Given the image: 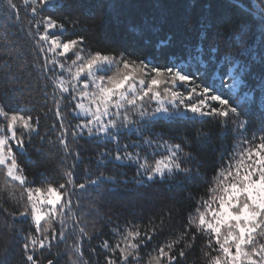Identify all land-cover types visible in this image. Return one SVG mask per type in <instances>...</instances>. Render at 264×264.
Instances as JSON below:
<instances>
[{
	"label": "snow or ice",
	"instance_id": "obj_1",
	"mask_svg": "<svg viewBox=\"0 0 264 264\" xmlns=\"http://www.w3.org/2000/svg\"><path fill=\"white\" fill-rule=\"evenodd\" d=\"M22 3L25 11L31 13L29 24L35 27L34 34L31 27L29 32L39 37L38 51L44 54L40 65L45 77L41 86L44 115L51 113L59 123L58 128L56 123L51 125L54 137L47 133L40 136L39 115L15 111L6 101L0 102V171L20 187L19 196L15 191L9 192L21 210L8 213L11 216L8 230L21 242L23 264H42V250L51 253L53 248L57 252L44 264H59L57 257L68 255L75 257L70 264H89L82 251L84 239L89 241L93 254L97 249L91 246L92 235L81 226L73 211L74 203L79 207L81 197H94L105 187L127 188L131 184L144 189L156 183L172 184L180 180L207 185V198L189 197L195 205L182 229L157 244L153 238L157 230H163L164 217L159 223L150 218L143 227L133 221L125 222L123 227L117 225L111 229V243L109 239L100 241L104 264H178L198 238L204 245L201 251L205 264H264V111L256 121L255 101L250 92L244 96L232 95L257 74L264 93V0H249L250 18L242 19L230 31L233 41L239 37L244 43L247 37L248 42L237 48L235 55L229 52V60L220 69L218 80L212 60L213 53L217 58L220 53L218 42H214L219 35L216 21L206 19L202 23V44L187 52L186 57L170 56L161 66L143 52L89 51L83 36L62 40L66 24L51 15H43L70 9L75 16L70 26L75 28L81 13L91 16L96 8L122 9L124 5L91 4L86 0H22ZM2 6L15 19H20L17 0H2ZM115 18L119 19V13ZM256 25L261 29L258 45ZM136 27L131 26L133 31ZM211 29L217 31L210 39ZM148 30L142 29V34ZM169 46V40H160L156 45L158 50ZM241 51L248 55L241 56ZM193 52L197 56L204 52L208 66H201ZM253 54L259 57V65L251 61ZM187 58L196 60L194 69L184 66ZM4 69L2 75L10 82L23 83L11 74L8 60H4ZM25 90L31 95L35 87L29 82ZM11 91L15 95L16 89ZM207 120L218 121L224 137L220 147L214 149L219 159L210 178L202 171L204 164L197 151L210 143L211 137L203 131L191 138L178 137L171 128L161 127V122ZM157 127L161 130L157 131ZM33 134L55 144L63 161L71 160L63 170L62 182L49 181L43 174L38 184L29 179L20 158L31 163L28 147L32 145ZM229 136L234 142L225 148ZM89 144L97 148L89 158L96 166V173L86 172L78 182L77 162H82L84 146ZM109 166L117 170L116 174H105ZM125 167L135 169L131 180L121 179L126 173L119 169ZM17 222H28L30 227L26 231L16 228ZM69 227L71 233L67 232ZM69 238H73L70 251ZM150 241L153 243L149 244ZM61 245H65L63 253ZM145 246L152 251H147ZM8 254L6 245L0 247V264H9Z\"/></svg>",
	"mask_w": 264,
	"mask_h": 264
},
{
	"label": "trees",
	"instance_id": "obj_2",
	"mask_svg": "<svg viewBox=\"0 0 264 264\" xmlns=\"http://www.w3.org/2000/svg\"><path fill=\"white\" fill-rule=\"evenodd\" d=\"M17 2L20 7L19 20L4 10L2 0H0V102L6 101L12 110L30 111L34 116L39 115L41 117L39 135L45 136L47 133L54 137L55 134L50 131L51 125L56 123L58 128L59 123L51 113L47 116L44 115L45 109L41 99V86L45 77L40 65L44 62V54L38 51L36 41L39 37L33 35L35 27L29 24L32 19L31 13L25 11L22 0H17ZM86 2L91 4H119L125 7L122 9L96 8L94 15L91 16L81 13L79 14V23L75 28L70 26L75 18L70 9L44 12L43 15H51L54 19L66 24L67 31L61 36L62 40L85 37L86 47L89 51L105 53L143 52L150 59L164 66L170 56L186 57L187 52H191L197 45L202 44L200 33L202 23L207 19L219 24V35L214 42H218L220 53L219 58H217L216 53H213L212 60L217 67L216 74L220 75V69H223L229 60V52L235 55L237 48H243L248 42L247 37L244 43L240 42L239 37L233 41L229 33L242 19L250 18L248 15L251 9L249 0H239L238 3L237 0H86ZM117 13H119V19L115 18ZM132 25L137 26L135 31L132 30ZM30 27L33 34L29 32ZM142 29L149 30L142 34ZM216 31V29L210 30V39L216 35ZM260 31V27L256 25L255 42L257 45L259 44ZM160 40L171 41V46L158 50L156 45ZM204 47L207 46L204 45ZM192 55H196V53L193 52ZM240 55L247 56L248 52L241 51ZM199 56L200 58L201 56L205 57L201 61L208 66L206 54L201 52ZM4 60H8L11 74L15 76L16 81L23 83L10 82L7 77L2 75L5 70ZM190 60L192 59L187 58L185 62ZM251 61L256 65L260 64V59L256 54L251 56ZM240 62L244 63L243 60ZM248 67L251 71L252 64L249 63ZM29 82L35 87V91L31 95L25 90ZM50 87L49 84V89ZM13 88L16 89L15 95L11 91ZM249 92L255 101V120L258 121L259 113L264 111V103H262L264 102V93H261L258 74L253 75L248 83L241 84L239 96H244ZM49 105H51L50 100ZM248 107H252V105L248 104ZM161 127L171 128L178 137L191 138L198 131L207 133L211 137V142L199 149L197 155L204 164L202 171L206 172L209 178L214 175L219 159V154L214 149L219 148L224 140L223 131L218 121L207 120L203 123H193L192 121L183 123L161 122ZM161 127H157L156 130L160 131ZM133 138L135 139V137ZM233 142L232 137L229 136L225 142V148L230 147ZM72 146L73 148L76 147L74 144ZM109 147L112 146L109 145ZM84 148L83 160L77 162L78 182L84 179L86 172L96 173V166L89 162V158L97 152V148L94 144L85 145ZM28 155L31 163L23 157L20 158V163L33 184L39 183L42 174L49 181L62 182L63 170L71 163L70 159L68 161L61 159V150L55 144L48 143L46 139L40 140L36 134H33L32 145L28 147ZM104 171L106 175L117 172L111 166ZM119 171L126 173V176L121 177V179L131 180L135 175V169L131 167H125ZM206 189L207 185L204 182L180 180L179 183L172 184L156 183L144 189H137L131 184L127 188L105 187L94 197H81L79 207H76L74 203L73 211L80 218L81 226H84L86 231L92 235L91 246L97 249L96 253L93 254L89 250V241L85 238L82 244L85 258L89 260V264H93V261L96 264H104V252L99 248L101 239H109L111 243L113 235L111 229L117 225L123 227L127 221L138 222L143 227L148 224L150 218H154L159 223L160 218L164 217L163 230H157L153 238L157 244H162L173 232L181 230L187 222L188 212L195 205V201L189 197L204 196L207 198ZM11 191H15L16 195L19 196L18 182H10L4 172L0 171V247L6 245L9 248V264H17L18 261L23 264L21 242L19 239L13 238V231L8 230V222L11 221V216L8 213H18L21 210L18 202L9 197ZM4 209L8 211L5 212ZM108 217H111L110 222ZM69 224H71V218ZM94 225L95 227H93ZM29 227L28 222H17L16 224V228L25 231ZM67 232L71 233L72 228L69 227ZM72 243L73 238H69L67 244L69 251ZM151 243L153 242L150 241L149 244ZM203 247V242L198 238L193 248L186 250L189 254L178 264H205L206 258L201 251ZM64 249L65 245H61L60 252L63 253ZM147 251L150 252L152 249L147 248ZM56 252V248H53L51 253L42 250V264ZM38 255L40 254L38 253ZM57 259L59 264H70V260L75 259V257L68 255L57 257Z\"/></svg>",
	"mask_w": 264,
	"mask_h": 264
},
{
	"label": "rangeland",
	"instance_id": "obj_3",
	"mask_svg": "<svg viewBox=\"0 0 264 264\" xmlns=\"http://www.w3.org/2000/svg\"><path fill=\"white\" fill-rule=\"evenodd\" d=\"M193 56H196V59H197V60H200L201 66H203V67H207L206 64H205L204 62L201 61L200 56H197V55H193ZM184 66H185L186 68H188L189 66H191V68L194 69V68L196 67V60H193V59H192V60H190V61H187V62H185ZM231 70H232L231 67H229L228 71H231ZM219 76H220V75L216 74V79H217V80L219 79ZM227 79H228V78H227V76H226V77H225V80H227ZM240 88H241V85H240V87L236 90V92L232 94L234 97L237 95V93L239 94V92H240Z\"/></svg>",
	"mask_w": 264,
	"mask_h": 264
}]
</instances>
